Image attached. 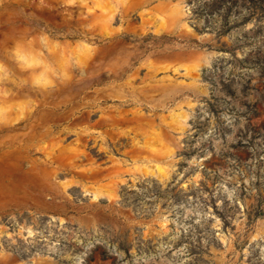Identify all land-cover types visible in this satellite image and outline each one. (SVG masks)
<instances>
[{
    "label": "rangeland",
    "instance_id": "rangeland-1",
    "mask_svg": "<svg viewBox=\"0 0 264 264\" xmlns=\"http://www.w3.org/2000/svg\"><path fill=\"white\" fill-rule=\"evenodd\" d=\"M0 61V264H264V0H0Z\"/></svg>",
    "mask_w": 264,
    "mask_h": 264
},
{
    "label": "clouds",
    "instance_id": "clouds-1",
    "mask_svg": "<svg viewBox=\"0 0 264 264\" xmlns=\"http://www.w3.org/2000/svg\"><path fill=\"white\" fill-rule=\"evenodd\" d=\"M51 37L47 32H40L34 37L20 39L7 50V55L17 70L29 76L28 84L31 88L48 92L71 79L66 66H58L48 59L51 56V47L45 41ZM79 67V62L77 61ZM12 82V71L8 63L0 61V101L8 94L6 85ZM8 112L0 103V123L7 119Z\"/></svg>",
    "mask_w": 264,
    "mask_h": 264
}]
</instances>
